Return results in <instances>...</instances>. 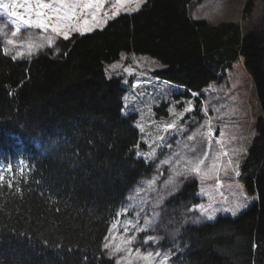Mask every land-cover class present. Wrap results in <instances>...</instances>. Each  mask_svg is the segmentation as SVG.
<instances>
[{
    "label": "trees",
    "instance_id": "1",
    "mask_svg": "<svg viewBox=\"0 0 264 264\" xmlns=\"http://www.w3.org/2000/svg\"><path fill=\"white\" fill-rule=\"evenodd\" d=\"M193 1L147 0L63 41L60 56L14 59L0 41V264H116L106 237L152 171L137 155L136 115L123 114L127 88L105 72L123 52L156 58V75L188 98L243 58L262 115L240 180L257 200L236 217L183 226L171 260L264 264V39L236 23L192 19ZM253 7L249 0L245 18ZM197 191L185 183L171 200L189 207Z\"/></svg>",
    "mask_w": 264,
    "mask_h": 264
},
{
    "label": "rangeland",
    "instance_id": "2",
    "mask_svg": "<svg viewBox=\"0 0 264 264\" xmlns=\"http://www.w3.org/2000/svg\"><path fill=\"white\" fill-rule=\"evenodd\" d=\"M146 1L0 0V41L14 59L40 53L60 56L63 41L102 28L120 14L139 10ZM248 1L195 0L189 15L212 24L236 23L243 33L253 31L264 39V0H254L245 18ZM4 3L8 9H3ZM21 17L60 23L68 38L51 27L25 25ZM161 68L156 58L133 52H123L105 66L107 77H120L127 88L123 114L136 115L137 155L152 165L150 175L131 190L106 237V250L116 264H168L183 226L236 217L257 200V193L245 191L240 180L257 133L255 121L262 115L243 58L224 69L201 94L191 92L189 98L182 87L157 77ZM5 173L0 167V176ZM192 182L197 183L200 201L188 207L171 200Z\"/></svg>",
    "mask_w": 264,
    "mask_h": 264
},
{
    "label": "snow or ice",
    "instance_id": "3",
    "mask_svg": "<svg viewBox=\"0 0 264 264\" xmlns=\"http://www.w3.org/2000/svg\"><path fill=\"white\" fill-rule=\"evenodd\" d=\"M3 9H8L9 5L7 3H4L2 5ZM11 15L13 17H15L17 14L16 12H12ZM40 15H43V14H40ZM21 19V22L25 25H33L35 27H39V28H42V29H48L49 27L52 28V31L54 32H61V29L63 27V25H61L60 23H57V24H54V25H50L48 20L46 19H38L36 20L35 22L29 20V19H25L23 17L20 18ZM13 23H15V21H13ZM85 24H87V21H85ZM62 35H64L65 38H68V32L64 31V32H61ZM239 210V209H237ZM235 214V213H234ZM147 242V240H145V243ZM104 248H108V245L105 244L104 245Z\"/></svg>",
    "mask_w": 264,
    "mask_h": 264
}]
</instances>
